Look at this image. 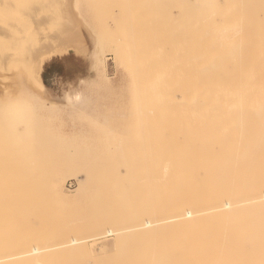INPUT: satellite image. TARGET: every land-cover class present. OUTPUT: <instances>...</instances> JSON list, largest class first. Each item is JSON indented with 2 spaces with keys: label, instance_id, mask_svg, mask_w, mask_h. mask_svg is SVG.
I'll return each instance as SVG.
<instances>
[{
  "label": "bare ground",
  "instance_id": "obj_1",
  "mask_svg": "<svg viewBox=\"0 0 264 264\" xmlns=\"http://www.w3.org/2000/svg\"><path fill=\"white\" fill-rule=\"evenodd\" d=\"M181 1H179L178 4H175L178 5L177 7L175 6L177 9L181 7L179 8L181 16L178 14L177 16L173 15L174 17L180 16V19H175H179V21L181 22H178L180 24V28L178 27L179 29L177 30V32H175L176 35L174 36L173 33L172 39L169 37H164L159 49H157V45L159 44H153L154 47L156 46V49H150L151 51L148 54L149 58L146 60V63H143L145 64V66L147 64L145 68H142L140 70V66L137 65L139 68L135 67L137 68L136 72H134L135 70L132 68L130 71H128V73L130 74L132 88L134 90L133 95L144 99L147 102L148 108V112L146 111V113L143 110L146 113L143 114L148 119V131H146V139L149 143L148 150H150V157H147L146 152V155L143 153V155L145 156L142 155L143 157H145L144 165L147 173L145 176L147 185L146 182L143 181V178L145 177L141 176L142 181L144 182V186L146 185L149 191V200H146L148 202L145 203L146 201L144 200L145 204H142L141 202L140 204L136 200L137 198L139 199L140 195H137V192L135 193L137 196L134 193H130L131 191L133 192L134 190H136L139 185H141V188L139 187L140 189L137 190H142L143 192L144 187L142 188V184H136V182L140 183L139 179L136 178L137 174L135 175V178H131L132 180H137L135 183L133 181L132 183L131 180L128 182L129 179L127 180V178L131 177V173L135 171V168L132 167L134 168V170H131L129 168L130 165H125L124 168H121V171L120 168L117 169L120 172H116L117 174L114 175V178H109L108 181L104 183V185L97 187L96 190L87 197L93 204V202L102 199L101 197L103 194L112 191L118 192V189H120L119 187L121 186L123 180H125L123 183L128 182V184H132L133 186L129 185L131 186L130 191L128 189L129 195L127 194V191H125L126 188H129L128 186H126L125 188L123 187L124 185L121 186L123 188L122 190L120 189L121 193L119 192L121 198L123 195V198L128 196V199L126 198L127 201L125 199L118 198L123 200L125 203L129 202L127 203V208L131 209L127 210L128 212L132 211L130 212L131 214H126L128 217H125L124 215L126 211H119L117 214L116 207H118V203H116V210L114 208H112L114 210L110 208L111 211L107 209L111 213L115 212L113 214L115 215L119 226L121 225L120 228L119 226H115L117 229H114L115 227L112 229V227L109 226L107 227L109 229H104L105 231H102L103 233H98L99 226L92 222L93 226L87 232V229L85 230L87 226L86 224H84V231V226L80 227L81 225H77L76 227L72 225L71 227H69L70 223L78 221L77 219H75L76 217L71 218L72 220L75 219L76 221L69 222V219L65 221L66 217L62 215L63 218L60 219V222L62 220L65 221L68 224L67 225L65 223L67 225L66 227L68 228L72 229L74 227L72 231L71 229L69 230L68 228L65 229L62 226L54 225L55 221L58 220L56 218H59L60 211L57 213V209H55L56 207L51 206L56 210H54L55 212L52 211L51 213L50 211H48L47 207L48 205H50V202L48 201H50V199L52 200L51 193L53 194V192H55L56 183L51 181V178L49 179L47 176V178H42V176H40L43 175L41 173L42 170L40 172L41 174L39 175L41 179L35 175L33 179L23 178L22 176H20L21 171L19 172V174L17 173L19 175L18 178L17 174H13L16 176V178L8 177V175L7 177L0 176V264H168L167 261H169L170 263L172 260L174 262L177 260V262H175L176 264H190L189 262L193 263L194 259L198 261L199 264H213L215 260L211 259L213 258L211 256L213 255L214 251V248L212 251V247L216 245V249L218 244L219 246H224V244H220V242H218V244H215L217 243V240H222L224 242L228 241L225 247L219 249L220 251L216 249L219 253L217 251H214V258L217 255V258H219L220 260V256H222L223 260H226V257L224 258L223 256L224 253L227 252V250H229L230 252L234 251L233 253H236V257L240 254L239 251L238 253L235 252L236 247L232 251L231 246L229 247V249H227L228 245L232 244L233 242L234 244H236L238 243L237 241L240 240L238 245H243V243H245L246 241L247 242L245 244L247 245H249L251 241H254V245L262 243L261 240L264 239V5L262 6L263 3H259V1L257 0H243V3L240 0V2L238 0H235V2L239 3H236L238 7L237 5H234L236 7V13L233 10L234 14L232 13V15H237L238 9L241 12L243 11L242 14L241 12H238V17H240L238 21V17L235 16L234 18L236 19L232 18V16L230 17L234 19L236 24L240 23L239 27L236 24L234 25L238 27L237 29L232 25H228V23H230L229 20L231 19L228 20L227 12L231 10L227 9L225 7L226 5L222 4L223 2L221 3L222 8H220V2L217 6L215 5L216 2L214 0V2L212 0H210L211 2H209V0H207L208 2L206 0H202L201 2L200 0ZM255 1H257L258 3ZM41 2L44 1L38 0V4L36 5L38 6L40 4L41 6ZM245 2L246 5H244V9L242 8V4H245ZM250 2H254L256 5H253L254 3ZM161 3L163 2L161 1L160 5H162ZM249 3L252 5H250ZM155 4L156 5H154L153 3L154 6H152L153 11L154 9L156 10L155 7L159 3L157 2ZM247 4L251 7H257V10L255 9V7H246L248 6ZM53 5L55 4L53 3ZM162 6L164 8L166 7L165 4H163ZM149 7L151 6L149 5ZM175 7H173V10ZM2 8L4 9V7ZM8 8L9 6L7 7V9ZM55 8L57 9L56 6ZM55 8L54 10H56ZM68 8L69 7H67L66 9L68 10ZM162 8L159 9L162 10ZM224 8L227 9V11ZM246 8H250V13H248V10L247 12H245ZM16 9L17 8L15 7V12ZM221 9L222 11H220ZM252 9H254V11ZM35 10L39 11L41 10V7H32L26 10L30 18L31 15H35ZM51 10L53 12V8ZM166 10H168V7H166ZM162 11L163 13L167 12L164 9ZM162 11H159V13H161ZM47 12H49V15H51L50 11ZM221 12L224 13L221 14ZM254 12L257 13L256 15L260 13V20H258L259 23L257 21L258 17H256V20L251 18L252 14H255ZM1 13L4 14L3 12H0V14ZM45 14L48 15V13ZM250 14L251 16L250 18H248ZM43 15L44 14H42V16ZM218 15H220L221 17ZM35 16H37V14ZM52 16L53 15H51V17ZM154 16H152V18ZM170 16L171 15H169V17ZM157 17L155 19L153 18L156 23L158 20ZM35 18L36 17H32L31 20L33 21ZM159 18L161 19V16H159ZM241 18L245 20V23ZM70 19L71 17L69 15L68 21L71 23ZM168 19L166 21H168ZM227 21L229 22L227 23ZM171 22L172 21H170V23ZM174 22H177V20H174L171 24L173 25ZM242 22L243 24H246L245 27L244 25H242ZM156 23H154V25L150 23L151 29L154 26V29L158 28L156 30H159V25L161 24L158 25L159 21L157 25H155ZM4 24L5 23H3V25ZM174 24L176 25V23ZM256 24H259V31L258 28L256 30ZM240 25H242V27L244 28L240 30L245 31V36H242L243 33L242 35L239 32L236 33L239 30ZM12 26V24L11 26L8 24V26L6 27L13 28ZM15 27H17L18 29H22L21 25L19 28L15 24ZM53 27L54 25L50 27L51 30ZM56 28L59 29L58 26ZM138 28L139 27H137L136 29L139 30ZM249 28L251 31L253 30V33L257 31L256 33H254L256 35L253 34L252 36L251 34V37V31L249 30ZM23 29H25V27ZM55 29L53 28V31H55ZM136 29L134 31H136ZM231 29H233V31L234 29L237 30L233 34V36L236 35V40L234 41L237 42V37L240 38L239 35L244 38V41L241 39V41H243V44H239V47L241 45V47L243 46V49L241 48L239 49V51H236L238 48V44H233ZM245 29H247V33ZM12 30H14V28ZM60 30H58V32L62 31ZM51 32L52 31H50V34ZM246 34L250 36L247 37L250 38L249 41L246 38ZM228 38H230L232 42L228 40ZM6 40H4V42ZM11 40L12 39H9V41ZM239 40L238 42L240 43L241 41ZM76 41L77 40H75V43ZM6 42L7 44L10 43L8 41ZM1 45L4 46V44H0V47H2ZM232 45H235L236 47L234 51H231L233 50L231 48H234ZM4 47L6 48L7 46L5 45ZM27 47L29 46L27 45ZM65 47L66 45L64 46V48ZM58 48L59 47H57L56 49L59 50ZM99 52L100 50L98 51V54L96 53V56L99 55ZM47 55L48 54H46V56ZM3 56L4 54H2L1 58H3ZM8 58L6 57L7 62ZM6 60L4 61V63L6 62ZM37 60L38 57L34 61L36 62ZM135 60L137 61V57L135 58ZM98 62L100 63V61ZM3 69L4 71L6 70L4 67ZM104 72L101 73V77ZM1 74L2 72H0V75ZM136 80L139 82L138 85L134 84L136 83ZM33 82L40 96L42 95L45 98L48 97L49 101L50 99L56 100V98L62 100L60 99L62 95L61 93L64 92L61 91V95L59 94L60 96L49 97V89L47 90L41 83L37 81ZM3 85L4 84L0 85V89H2ZM39 95L34 94V96ZM64 95L66 97V94ZM74 97L76 98V100H74ZM79 97L80 95H78L77 93V95L73 96V101H77ZM71 98L72 97H69V99ZM34 99L36 98H33V101H35ZM55 103L57 102L55 101ZM142 103L144 104L143 101ZM140 111L139 116L141 115ZM39 139V142L41 143V138ZM144 142L143 144H145ZM147 158H150V160H145ZM122 163L124 164L126 162L124 161ZM24 164H27L26 161ZM4 168L6 169L7 167ZM7 170L8 169H6V171ZM10 170L12 169H9V171ZM28 170H30L29 172L31 174L35 173L31 170V168H29ZM110 171H113V169ZM110 171L108 170V173ZM0 172L2 173V170H0ZM37 173L36 175H38ZM43 176H45V174ZM134 184H136V186ZM91 188L92 186L88 183H84L83 180L78 181L77 186L73 190L72 199H80L82 194ZM142 192H138V194H141ZM145 192H147L146 189ZM130 194H134L136 197ZM144 194L146 195V193ZM147 195L144 196L145 198L143 197V199H146ZM129 196L133 198H130ZM130 199H133V201H130ZM105 200L106 199H104V202ZM123 201H121L120 204L123 203ZM140 201H142V199H140ZM137 203L138 205H140L141 210L143 209L142 211L144 212H142L141 210L140 211L142 212V214H145L144 216L146 218L137 215V212H140L137 211L140 208L136 206ZM105 206L106 207H104L103 209L106 210L109 205L106 204ZM134 206L138 209H135ZM124 207L125 205L123 206V209L122 207L119 209L124 210ZM100 209H102V207H99V212L105 213L103 209L102 211ZM134 209L137 211H135L136 213L133 212ZM144 209H146V213ZM99 212H97L96 216H98ZM110 212L109 215H105V221H107L109 217H113ZM135 214L139 218H141V221H143H139V218L135 216ZM142 214L141 216H143ZM96 216L94 215V218H96ZM86 217L87 216H85V220H87ZM98 218L101 219L100 217ZM89 219L90 218H88L87 221H89ZM116 219L112 221L116 223ZM131 219L133 221L137 220L141 223L135 224L137 221L133 222L131 221ZM101 221L98 223H101ZM109 223L111 224V222ZM80 228H82V231L80 230ZM133 233H135L137 237H140V242L141 240H143V242L141 243L149 246V244L144 243L148 240L147 242L150 243V246H152L153 249L156 248L151 257L153 261L151 259H147L148 253H146L147 256L145 258V253L138 250V245L141 244H139L138 239V241L133 240L136 241L138 245H136L135 242L133 243L132 239H134V237L136 236ZM106 237H110L111 240L114 241V244L112 245L110 250L103 246V242ZM251 238L254 240H252ZM241 239L243 241L242 243ZM250 239L251 241L248 243ZM256 239H260L258 240L260 242L256 241L255 243ZM126 243L128 245H126ZM211 243L214 244L210 248V251L209 249L207 250V247L211 246ZM88 244L91 245V248H89L90 246H88ZM143 244L141 246H144ZM161 244L162 246H160ZM175 244H177L176 247L178 245L179 247H177L178 253L174 250V257L171 253L172 250L175 249ZM262 244L263 246L261 247L264 248V243ZM95 245H100L98 248L99 252H96V249L93 248V246ZM163 245L167 246L163 247ZM238 245L236 246L238 247ZM158 246L161 248L159 249ZM168 246L171 247L170 250ZM203 246H206V249ZM165 247L168 248L165 249ZM240 247L242 250V247L244 246H239V248ZM256 247L257 246H255V249ZM139 249L142 250L143 248ZM164 250H166V252L170 251V253L167 252L166 254ZM200 250L203 251L200 252ZM244 252L237 258L240 257L242 260V258L245 256ZM254 252L258 254V252ZM163 253L166 255V257L165 255H163ZM155 254L158 255L156 256ZM176 254L178 256H176ZM257 254H253L251 256L248 255L251 257L248 262L250 263L253 258L256 259ZM88 255L91 256L87 257ZM167 255L170 258H172L173 256V258L176 259H168ZM261 255L262 254H260L259 258H262V256L264 258V255ZM160 256L163 257L162 260ZM248 256L244 258L247 259ZM164 258L166 261L164 260ZM259 258H257L256 260H258ZM207 259L209 261H207ZM219 259H217L218 261L214 262V264H224L223 260L219 262ZM233 259L235 260V258ZM239 259L236 262L234 261L233 264H240L244 262L239 261ZM255 259H253L254 262ZM205 261H207V263H204Z\"/></svg>",
  "mask_w": 264,
  "mask_h": 264
},
{
  "label": "rangeland",
  "instance_id": "obj_2",
  "mask_svg": "<svg viewBox=\"0 0 264 264\" xmlns=\"http://www.w3.org/2000/svg\"><path fill=\"white\" fill-rule=\"evenodd\" d=\"M72 1L74 3V6H72V9H73L72 12H73L74 17H75L74 36H75V40H77V41H76V43L71 45V47L68 48L69 51L67 53H65V54L62 53V54H64V57L59 58L58 61H55V62L53 61V63H51L52 61H50L51 60L50 58L46 59L42 65V69H41V73H40L41 81L49 89V93L52 96H56V97L60 96L62 94L61 98H60L62 100H59V98H56V100L50 99V101H49L48 97L45 98L42 95L41 96L39 95L35 85L33 84L34 82L31 81L29 78L30 77L29 67H28V65H26V63L20 62V61H14L8 67L7 76H8L9 81H6L5 84L3 85L2 89H0V170H2V173L0 172V176L1 177H7V175H8V177L16 178V176L13 174H17V173L19 174V172L21 171L20 176H22L23 178L33 179V177L35 175L41 179V177H39V175L41 173L43 175L45 174V176H43V175H40V176H42V178L43 177H45V178L48 177L49 179L51 178L50 180L56 183L55 192H53V194L51 193L52 200L50 199L51 198L50 197L49 198L50 201H48V202H50V205H48V207L46 206L48 208V211H50L51 213H52V211L55 212L56 211L55 209H57V211H56L57 213L59 211L61 212V213L59 212V214H60L59 218H56L58 220L55 221L54 225L55 226L59 225V226H62L63 228L66 229V228H68V227H66L68 224L65 222L67 219H69L68 220L69 222L76 221L75 219H77L78 221L70 223L69 227H71L72 225L74 227H76L77 225L78 226L81 225L80 227L84 226L83 227V231H84V228H85L84 224H86L87 226H86L85 230L87 229V232H88L94 223V224H97V226H99L98 227V229H99L98 233H100L102 231H105L106 229H109V228H107L109 226H111L112 229L115 226L116 227L119 226V224L117 223V219L115 218V215L113 214L115 212H113V213L110 212L112 208L115 209V207L117 205L116 203L119 204L118 207H116L118 211L115 209L117 214L119 211H126L124 213L125 217L127 215L131 214L130 212H132V211L128 212V210H130L131 208L130 209L127 208V206H128L127 203H129V202L125 203L123 200H121V199H125L127 201L128 196L123 198V196H124L123 195L121 198L120 193H121V190L123 187L125 188L126 186H128L129 188L125 189V191H127V194H128V189H129V191L131 189V186H129V185H132L130 183L128 184V182L131 180V182L133 181L135 183L137 180H134V179L132 180L131 178H135L136 174H137L136 178H138L139 182H140V183L136 182V184L137 185L142 184L143 185L142 188L144 187L143 188L144 190H143V192H142V190H140V191L137 190V189L141 188L140 187L141 185H139L140 188L137 186L138 188L136 190H134L133 192L131 191L130 193L135 194L137 192V195H140L139 199L138 198L136 199L138 203L141 202L142 204H145L148 202L146 200H149V197H148L149 191H148L147 186H146L147 182H146V177H145L147 174L146 170H145V165H144L145 164V162H144L145 157H143L146 155V153H147V157H150V150H148L149 149V143H148V140L146 139V131H148V124H147L148 119L143 114L146 111L148 112V110H147L148 108H147V102L144 99H141L140 97H136L133 95L134 90L132 88L130 74L128 73V71H130L132 68L135 70L134 72H136L137 68H135V67H138V66H140V68L138 67L140 70L142 68H145L147 66V64L145 66V64H143V63H146V60L149 58L148 54L151 51L150 49L154 50V48L156 47V46L154 47L153 44H155V43L159 44V45H157V49H159L161 47V44H162L164 37H169L172 39L173 38L172 34L174 33L173 35L174 36L176 35L175 32H177V30L180 28L179 27L180 24L178 22H180L179 19L181 16L180 15L181 12L179 11L180 10L179 8H181V7H179L177 9L176 7L178 5H175V4H178L179 1H181V0H179V1L178 0H156V2H155V0H72ZM161 1L163 2L161 4L162 5L165 4L166 7H168V10H166V7L164 8L162 5H160ZM176 1H178V2H176ZM201 1L202 0H200V2ZM214 1L217 3V4L215 3V5H217V6H218V3L220 2L219 3L220 8H222L221 6H222V4H224V5H226L225 7L227 9L231 10V11L227 12L228 20L231 19V20H229L230 23H228L229 21H227V23H228V25L234 26L236 24L234 21V19H236V18H234V17L235 16L238 17V12H241V11H239V9L237 8L238 9L237 15L236 14L232 15V13L234 14V11L236 13V9H235L236 8L235 6L237 5L236 3H239L240 1L243 3V0H240V1L238 0L239 2H235V0H232V1L231 0H229V1H227V0H225V1L214 0ZM251 1H254V0H251ZM257 1H259V3H263L262 6L264 5V0H257ZM257 1H255V2H257ZM157 2L159 4H157V6L155 7L156 10H158L159 8L161 9L163 7L162 10L164 9L167 12L170 10L168 12V14H167V12L163 13V11L160 9L158 11H156L155 9H154V11L152 10V6L156 5L155 3H157ZM209 2H211V1L209 0ZM247 2H249V1H247ZM153 3H154V5H153ZM250 3H254V2H250ZM149 5L151 7H149ZM227 5H229V6H227ZM242 5H243L242 8L245 9L244 5H246V2H245V4H242ZM250 5H252V4H250ZM250 5H248L246 7H249ZM253 5H256V4L254 3ZM231 6L233 7V9ZM173 7H175L174 10H173ZM237 7H238V5H237ZM252 7L250 6V8H252ZM239 8H240V6H239ZM242 8H241V10H242ZM256 8L257 7H255V9ZM227 9H225V10L227 11ZM249 9L246 8L245 12H247V10H248V13H250ZM252 10L254 11V9H252ZM150 11H152V12H150ZM159 11H162V12L159 13ZM220 11H222V9ZM153 13L154 14L156 13L155 14L156 17L158 16L157 17V19H158L157 23L159 21L158 25L159 24L162 25V27H161V25H159L161 27V29L159 27V30H156L158 28L154 29V26L152 27V29L150 27L151 24L154 25V23H156L154 21V19L156 17L154 16ZM222 13H224V12H221V14ZM242 13H243V11L241 12V14ZM254 13L255 14H252L251 18L256 20L257 19L256 17H258L257 21L260 20V13L258 12L259 13L258 15H256L257 14L256 12H254ZM165 14H166V16H165ZM177 14L180 16L174 17L175 15L177 16ZM151 15L154 16L153 17L154 19L152 18ZM169 15H171V16L169 17ZM220 15H218V16H220ZM159 16H161V19L159 18ZM231 16L234 19L230 18ZM250 16H251V14L249 15L248 18H250ZM168 17H169V19H168ZM263 17H264V14H263ZM166 18L168 19V21H166L167 20ZM175 18H179V19H175ZM239 19H240V17H238L237 21ZM241 19H243V18H241ZM174 20L175 21L177 20V22H174V23H176V25L174 23H173V25L171 24ZM255 20H253V21H255ZM170 21H172V22L170 23ZM231 21H232V23H231ZM242 21L244 22L245 20L243 19ZM239 22H241V21H239ZM243 22H242V25H244V27H245L246 24H243ZM246 22H247V20H246ZM157 23L155 25H157ZM258 23H259V21H258ZM239 24H236V25L239 27ZM242 25H240V28L238 31L235 29L233 31V29H231L232 30L231 35L233 37L232 38L233 44H236V45L238 44L237 45L238 48L236 51H239V49H241L243 47V46L241 47V45L239 47V44H243L242 42L244 41L243 40L244 38L241 37L242 33H243L242 36H245V31L240 30V29H244L242 27ZM248 25H249V23H248ZM258 25L256 24V30L259 27ZM176 26H177V28H176ZM237 26H234V27L238 29ZM135 27L136 28L139 27L138 28L139 30H137ZM234 27H231V28H234ZM250 28H249V30H250ZM135 29H136V31H134ZM253 29H254V27H253ZM245 30L247 33V29H245ZM159 31H161V32H159ZM252 31L250 33V36H251V34L253 36V34L257 32L256 31L253 33ZM258 31H259V28H258ZM234 32L241 33V35H239L240 38L237 37V42L234 41V40H236V35L233 36ZM249 32H248V34H249ZM131 35H132V37H131ZM133 35H134V37H133ZM254 35H256V34H254ZM151 36H152V38H151ZM248 36L249 35H247L246 38ZM159 38H161V39H159ZM241 39L243 41H241ZM247 39L249 41L250 38H247ZM132 40H133V43H132ZM150 40H152L153 42ZM154 40H156V41H154ZM228 40L231 41L230 38H228ZM238 40L241 42L239 43ZM130 44H133V45H130ZM233 47L234 48H231V49H233L231 51H234V49H236L235 45ZM99 50H100L99 55L96 56V53L98 54ZM59 56H61V55L59 54ZM136 57H137L138 62L135 60ZM97 58H98V60H97ZM101 60H102V62H101ZM98 61H100L101 64ZM140 63H142V64H140ZM66 64L68 66V68H67L68 71L66 70V67H65ZM104 70H105V72H104ZM103 72L106 75L102 74V77H101V73H103ZM62 83H64V84H62ZM138 83L139 82L136 80V83H134V84L138 85ZM65 84H67V85H65ZM61 91L64 93H61ZM72 93H74V94H72ZM77 93H78V95H80V97L77 101H73V96L77 95ZM34 94H37L39 96H34ZM64 94H66V97ZM68 94L69 95L72 94V95L69 96ZM32 97L36 98V99H34L35 101H33ZM69 97H72V98L69 99ZM138 98H140V99H138ZM74 100H76L75 97H74ZM55 101L57 103H55ZM142 101L144 102V104L142 103ZM57 104H59V105H57ZM55 105H57V106H55ZM138 110L139 111L141 110L140 111L141 112V115H140L141 118L139 116L140 113ZM142 136H143V138H142ZM144 136H145V138H144ZM34 138H35V140H34ZM39 138H41V143L39 142L40 141ZM46 139H49V140H46ZM107 141H108V143H107ZM37 142H39V143H37ZM143 142L145 144H143ZM143 145H144V147H143ZM107 146L108 147L110 146V147L108 148ZM143 153L145 155H143ZM122 155H124L125 158ZM123 159L126 162L124 164L122 163V162H124ZM141 160H143V161H141ZM145 160L149 161L150 158H147ZM25 161L28 165L24 164ZM125 165L126 166L130 165L129 168L131 170L132 169L134 170V168H135V171H133V173H135V172L136 173L135 174L131 173V177H128V176H127L128 178L126 177L127 180L129 179L128 182L123 183L125 180L122 181L121 186H123V185L124 186L119 187L121 190L118 189V192L112 191V192H108L106 194H103L101 197L102 199H99V201L97 200L96 202H93V204H92L91 200L88 199L87 197L91 193H93L97 187L104 185V183L106 181H108L109 178H111V179L114 178V175L117 174L116 172H120L122 170L121 168H124ZM117 166H119V167H117ZM4 167H7L6 169H8L7 170L8 173ZM132 167H134V168H132ZM27 168L28 169L31 168V170L34 171L35 173L31 174L29 172L30 170H28ZM119 168H120V171L117 170ZM9 169H12V170L14 169V170L12 172V170L9 171ZM21 169H24L25 171L21 170ZM37 169L39 172L37 171ZM112 169H113V171H110ZM41 170H42V172H41ZM108 170L110 171L109 173H108ZM28 173L31 175V177ZM36 173L38 175H36ZM106 173H108V174H106ZM110 173H111V175H110ZM5 174H6V176H5ZM18 174H17V178L19 177ZM139 176L145 177V178H143L144 179L143 181L146 182V185H145L146 187L143 184L144 182L142 181V177L140 178ZM85 177H87V178H85ZM35 178H37V177H35ZM88 179H89V181H88ZM80 180H83L84 183L90 184L92 186V188L89 189L88 191H85L82 194L80 199L73 200L72 199L73 190L75 189L78 181H80ZM136 184H134V185L136 186ZM145 189L147 192H145ZM138 192H142V193L138 194ZM144 193H146V195L148 194L147 195L148 198L146 197V199H143V197L146 196ZM130 195H132V194H130ZM115 196H116V198H115ZM107 197L110 201L107 199ZM110 197L112 200L110 199ZM129 197L133 198L131 196H129ZM135 197H134V200H135ZM118 198H121V199H118ZM104 199H106L107 201L105 200V202H104ZM140 199H142L143 202L140 201ZM120 200L123 201V203L120 204V202H121ZM144 200L146 201L145 203H144ZM130 201H133V199H130ZM105 203L107 205H109L108 208H106V210L109 209L110 211L107 210V212H106V210L103 209L104 207H106ZM138 203L136 206L140 207V205H138ZM122 204H123V206L125 205L124 210H122L123 209ZM51 206L56 207V208L53 209ZM49 207H50V210H49ZM99 207H102V209L105 213L99 212ZM121 207H122V209H119ZM96 208H98V209H96ZM134 208H135V206H134ZM102 209H100V210L102 211ZM114 209H112V210H114ZM135 209H138V208L136 207ZM135 209L133 211L134 213H136L137 211H140L141 207L137 211ZM144 210L146 213V209H144ZM141 211L137 212L138 213L137 215L140 217L146 218L144 216L145 214L144 213L142 214V212H144V211H142V212ZM97 212H99L98 216H96ZM109 212L111 213V215L113 217H109L107 219V221H108L107 222V221H105L106 219H104V218H105V215H107V214L109 215ZM103 214H104V217H103ZM141 214L143 216H141ZM62 215L66 218H65V221L62 220L60 222V219L63 218ZM94 215L96 216V218H94ZM137 215L135 214V216H137ZM71 216H73V217H71ZM85 216H87L86 217L87 220H88V218H90L89 221L90 220L91 221L89 222V221L85 220ZM80 217H82V218H80ZM98 217H100L101 219H99ZM71 218H75V219L72 220ZM114 218L116 219L117 224L112 221V220H115ZM133 219H135V218H133ZM100 221H101V223H98ZM131 221H133V220L131 219ZM135 221H137V220H135ZM135 221H133V222H135ZM139 221H141V218H139ZM139 221H137L135 224H137V223L139 224L143 220L141 222H139ZM109 222H111V224ZM88 225L90 228L88 227ZM101 226H102V229H101ZM120 226H119V228H120ZM116 227L114 229H117ZM68 229L70 230L71 228H68ZM80 230L82 231V228H80ZM133 234H135V233H133ZM136 237H137V235L134 237V239L131 238L132 241L133 240H136V241L139 240V244L142 245L143 243H141V242H143V240H141V242H140V237H137V238ZM251 239L248 241V243L251 241ZM252 240H254V239H252ZM258 240H260V239H256L255 243ZM262 240H261V242L264 243V239H262ZM136 241H133V243L135 242V244L138 245L136 243ZM147 241L144 243L149 244V246L145 245V244H143L145 247L138 245L139 248H143L142 250H140L138 248V250L145 253V258L147 256L146 253H148L147 259L150 260L152 257V254L154 253V250L156 248L153 249L152 246H150V243ZM239 241H237V242L239 243ZM113 242L114 241L111 240L110 237H106L104 239L103 246L105 248H107L108 250H110L112 245L114 244ZM218 242H220V244L223 243L224 246L223 245L219 246ZM242 242L243 241L241 239V243ZM253 242L251 241L249 245H247L245 243H243V245L242 244L238 245V243L235 242L236 244H234V242H233L232 244L228 245L227 249H229V247L231 246L232 247L231 251H232L236 247L235 252L238 253V251H239V253H240L239 255H241L244 251H248V252H244V255H245V256L243 255L244 257H247L248 255L251 256L253 254H257L254 251L258 252V254L260 252V254L264 255V253H263L264 248L261 247V246H263V244L258 243V244L254 245ZM258 242H260V241H258ZM227 243H228V241L224 242L222 240H219V241L217 240V243H215V244H218L216 249L218 251H220L219 249H221L222 247H225V245H227ZM213 244L214 243H211L210 244L211 246H208L209 248L207 247V250L208 249L210 250V248L212 247ZM126 245H128V244L126 243ZM176 245L177 244H175V246H174L175 249L172 250L171 254H173L175 251H177V253H178L177 247H179V245L177 247H176ZM207 245H208V243H207ZM236 245H238V247ZM251 245H252V247H251ZM88 246H90L89 248H91V245L88 244ZM99 246L98 245L93 246V248L96 249V252H99V249H98ZM160 246H162V244ZM164 246H167V245H163V247ZM239 246H244V247H242V250H241V247L239 248ZM255 246H257L258 248L256 247V249H255ZM168 247H165V249H167ZM203 247L206 249V246H203ZM215 247H216V245H214V247H212V251L214 248V251L216 252L217 250L215 249ZM160 248L161 247H159V249ZM170 248L171 247H169V250H170ZM145 249H146V251H145ZM238 249H240L241 252ZM251 249H254V250H251ZM157 251H159V250H157ZM164 251L166 252V250H164ZM202 251L200 250V252H202ZM214 251H213V255L215 254ZM167 252L170 253V251H167ZM167 252H166V254H167ZM227 252H228V254H227ZM227 252H225L224 256H223L224 258L226 257L225 258L226 260H223L222 256H220L221 260H223L224 264H226V263L227 264H233L234 261L236 262L240 258V257L237 258L239 255L237 257L235 256L236 253H233L234 251L230 252L229 250H227ZM210 253H212V252H210ZM231 253H232V257H231ZM258 254H257V258H259V256H260V254L259 255ZM149 255H151V256H149ZM163 255H165V254L163 253ZM174 255L175 254H173V256ZM213 255L211 256L213 258H211V257L210 258L215 260L214 262L218 261L217 259H219V258H217V255L215 258ZM219 255H222V254H219ZM85 256H86V254H85ZM89 256H91V255H88L87 257H89ZM169 256H170V254H169ZM169 256H168V259L170 258ZM173 256H172V258H173ZM176 256H178V255L176 254ZM250 256H248L247 259L243 257L241 260V258H240L239 261H244L242 263H246V264H253V263L256 264L258 262H259L258 264L264 263L263 256H262V258L260 257L258 260H256L257 258L256 259L253 258V259H255V262L252 259L251 262L249 263L248 261L251 258ZM254 256H256V255H254ZM254 256H252V257H254ZM83 257H84V255H83ZM160 257L162 260L163 257L162 256H160ZM165 257H166V255H165ZM172 258H170V259H172ZM233 258H235V260ZM208 259H207V261H209ZM164 260H165V258H164ZM221 260L219 259V262ZM207 261H205L204 263H207ZM167 262H168V264H170L172 262H173L172 264H174L175 262H177V260L175 262L173 260L170 263H169V261H167ZM214 262H213V264H214ZM189 263L190 264H193V263L199 264L198 261H196L195 259H194L193 263H191V262H189ZM209 263H211V262H209ZM242 263H240V264H242ZM235 264H237V263H235Z\"/></svg>",
  "mask_w": 264,
  "mask_h": 264
},
{
  "label": "crops",
  "instance_id": "obj_3",
  "mask_svg": "<svg viewBox=\"0 0 264 264\" xmlns=\"http://www.w3.org/2000/svg\"><path fill=\"white\" fill-rule=\"evenodd\" d=\"M43 1L44 2H41V6H40V4L37 6L36 4H38V0H0V7L1 6L4 7V9L2 7H1L2 9L0 8L1 9L0 12L4 13V14H2V13L0 14V38H1L0 44H4V46L6 45L8 47V48L7 47L5 48L2 45H1L2 47H0V72H2V74L0 75V85L5 84L6 81H9L7 73H8V67L10 66V64L14 61H20V62H24V63H26V65H28L29 73H30V77H29L30 80L31 81H37V82L41 83L45 88H47L43 84V82L41 81V77H40V73H41V69H42V65H43L44 61L46 59H49V58L51 59L50 61H52L51 63H53V61L54 62L58 61L59 58L64 57V54L69 51L68 48L71 47V44L73 45L75 43V38H74L75 17H74V14L72 12L73 11L72 6H74L73 1L72 0H43ZM48 2H49V4H48ZM53 3L55 5H53ZM7 5L9 6V8L11 6L12 7L10 9L9 8L7 9V7H8ZM55 6L57 7L58 10L55 8ZM15 7L17 8L16 12L14 11ZM32 7H36V8L41 7V10H39V11L35 10L36 13L34 12V14L35 15L37 14V16L31 15V18H30V16L28 15L26 10L28 8H32ZM48 7H49V10H48ZM67 7H69L68 10L66 9ZM52 8H53V12L51 10ZM54 8L56 10H54ZM12 9H13V11H12ZM38 9H40V8H38ZM59 10H61V11H59ZM47 11H50L51 15H53V16L51 17V15H49V12H47ZM58 11H59V15H58ZM61 12H62V15H61ZM5 13H7V14H5ZM45 13H48V15ZM42 14H44V15L42 16ZM69 15L71 17V19H70L71 23L68 21ZM32 17L33 18L36 17V18L32 21L31 20ZM45 18H46V20H45ZM38 21L41 23H39ZM45 21H46V23H45ZM1 23H2V25H1ZM3 23H5L6 25L5 24L3 25ZM8 24L10 26L12 24L13 25L12 27L14 28V30H12L13 28H11V27L7 28L6 26H8ZM15 24L19 28L21 25L22 29L24 27H25V29H23V30L18 29L17 27H15ZM24 24H27V25H24ZM59 24H60V26H59ZM53 25H54V27H53L54 29L57 26L59 27V29L58 28L55 29L56 32L53 31V28H52V30L50 28ZM28 26H29V28H28ZM43 26L46 28H44ZM49 28H50V31H52L51 34L49 31ZM58 30H60L61 32H58ZM46 31H47V33H46ZM11 37H14V38H11ZM6 39H8V40H6ZM9 39H12V40L9 41ZM4 40H6L10 43L7 44V42L5 41L6 42L5 43ZM30 41H31V43H30ZM32 42H33V44H32ZM70 42H72V43H70ZM28 43H30V44H28ZM63 44L66 45L65 48H64L65 45H63ZM27 45L29 47L31 45V47L29 48V47H27ZM57 47H59L58 48L59 50L56 49ZM54 49H56V50H54ZM1 51H2V53H1ZM62 53H64V54H62ZM2 54H4L3 58H1ZM46 54H48V55L46 56ZM59 54L61 56H59ZM5 55H7V56H5ZM13 55H14V58H13ZM8 56H9V58H8ZM36 56L38 57V60H37L38 62L34 61L37 58ZM6 57L8 58V62L6 60ZM11 58H12V61H11ZM30 58H31V60H30ZM1 60H2V62H1ZM5 60L7 63L6 62L4 63ZM3 64H5V65H3ZM3 67L6 69L5 70L6 72L4 71ZM65 67L67 70V68H68L67 64L65 65ZM49 96L52 97V95L50 93H49ZM53 97H56V96H53Z\"/></svg>",
  "mask_w": 264,
  "mask_h": 264
}]
</instances>
